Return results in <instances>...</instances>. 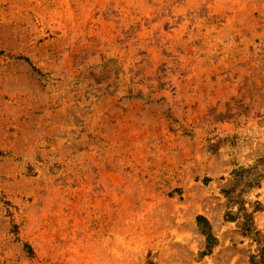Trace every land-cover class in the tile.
<instances>
[{
    "label": "rangeland",
    "instance_id": "374dc122",
    "mask_svg": "<svg viewBox=\"0 0 264 264\" xmlns=\"http://www.w3.org/2000/svg\"><path fill=\"white\" fill-rule=\"evenodd\" d=\"M262 251L264 0H0V264Z\"/></svg>",
    "mask_w": 264,
    "mask_h": 264
},
{
    "label": "crops",
    "instance_id": "0c3cea01",
    "mask_svg": "<svg viewBox=\"0 0 264 264\" xmlns=\"http://www.w3.org/2000/svg\"><path fill=\"white\" fill-rule=\"evenodd\" d=\"M205 216L206 215H197L196 218H195V221H196V224H197L199 230L202 227V225H205V224L209 225V221L207 219L208 217L207 216L205 217ZM211 223L212 222H210V225H211ZM203 230H200V231L205 236V246H204V248L206 249V252L208 253V251H210V248L214 247V246H212L213 244L210 241V240H212V235L210 233L206 234ZM202 254L206 255L205 252H203Z\"/></svg>",
    "mask_w": 264,
    "mask_h": 264
},
{
    "label": "trees",
    "instance_id": "16d2710c",
    "mask_svg": "<svg viewBox=\"0 0 264 264\" xmlns=\"http://www.w3.org/2000/svg\"><path fill=\"white\" fill-rule=\"evenodd\" d=\"M260 261H264V251H262V259Z\"/></svg>",
    "mask_w": 264,
    "mask_h": 264
}]
</instances>
